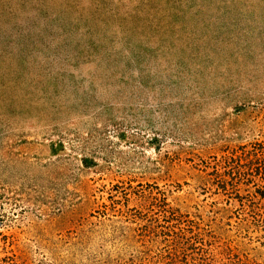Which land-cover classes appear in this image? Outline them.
<instances>
[{
    "label": "rangeland",
    "instance_id": "rangeland-1",
    "mask_svg": "<svg viewBox=\"0 0 264 264\" xmlns=\"http://www.w3.org/2000/svg\"><path fill=\"white\" fill-rule=\"evenodd\" d=\"M0 264H264V0H0Z\"/></svg>",
    "mask_w": 264,
    "mask_h": 264
}]
</instances>
